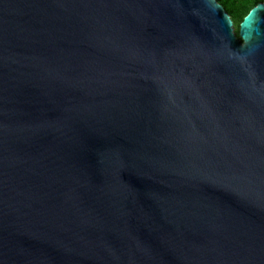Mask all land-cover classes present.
<instances>
[{"label": "water", "instance_id": "1", "mask_svg": "<svg viewBox=\"0 0 264 264\" xmlns=\"http://www.w3.org/2000/svg\"><path fill=\"white\" fill-rule=\"evenodd\" d=\"M0 0V264H264V0Z\"/></svg>", "mask_w": 264, "mask_h": 264}, {"label": "trees", "instance_id": "2", "mask_svg": "<svg viewBox=\"0 0 264 264\" xmlns=\"http://www.w3.org/2000/svg\"><path fill=\"white\" fill-rule=\"evenodd\" d=\"M220 3L224 10L230 16L236 36L238 31V25L249 12V10L255 6L257 3L263 0H216Z\"/></svg>", "mask_w": 264, "mask_h": 264}]
</instances>
